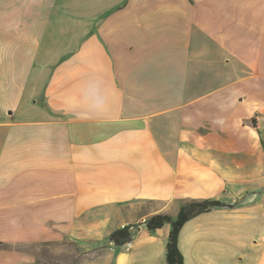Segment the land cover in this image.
Wrapping results in <instances>:
<instances>
[{
    "label": "crops",
    "instance_id": "0c3cea01",
    "mask_svg": "<svg viewBox=\"0 0 264 264\" xmlns=\"http://www.w3.org/2000/svg\"><path fill=\"white\" fill-rule=\"evenodd\" d=\"M207 199L184 264H264V0H0V264H167Z\"/></svg>",
    "mask_w": 264,
    "mask_h": 264
},
{
    "label": "trees",
    "instance_id": "16d2710c",
    "mask_svg": "<svg viewBox=\"0 0 264 264\" xmlns=\"http://www.w3.org/2000/svg\"><path fill=\"white\" fill-rule=\"evenodd\" d=\"M231 207L216 200H191L185 202L177 218H173L168 214H156L146 220V228L151 234H155L161 230L166 224H171L172 230L167 244L166 263L167 264H184V256L179 248V235L182 227L192 218L208 212L213 208ZM133 234L129 228L119 229L110 236V241L120 248L132 241Z\"/></svg>",
    "mask_w": 264,
    "mask_h": 264
},
{
    "label": "rangeland",
    "instance_id": "374dc122",
    "mask_svg": "<svg viewBox=\"0 0 264 264\" xmlns=\"http://www.w3.org/2000/svg\"><path fill=\"white\" fill-rule=\"evenodd\" d=\"M63 253L60 255V259H55V253L51 251L41 255V258L36 264H81L80 257L82 253L74 246H63L61 248ZM50 250V249H49Z\"/></svg>",
    "mask_w": 264,
    "mask_h": 264
},
{
    "label": "built area",
    "instance_id": "2783aa9c",
    "mask_svg": "<svg viewBox=\"0 0 264 264\" xmlns=\"http://www.w3.org/2000/svg\"><path fill=\"white\" fill-rule=\"evenodd\" d=\"M143 223H146V220L143 221ZM126 226H122L120 229H125ZM112 246H115V244L113 242H111ZM123 248H125L127 251L130 250L131 248V242H128L127 244H125L124 246H122Z\"/></svg>",
    "mask_w": 264,
    "mask_h": 264
}]
</instances>
